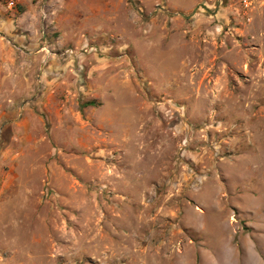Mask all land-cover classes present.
I'll use <instances>...</instances> for the list:
<instances>
[{
    "label": "rangeland",
    "instance_id": "374dc122",
    "mask_svg": "<svg viewBox=\"0 0 264 264\" xmlns=\"http://www.w3.org/2000/svg\"><path fill=\"white\" fill-rule=\"evenodd\" d=\"M73 10L63 116L0 99V264H264V0Z\"/></svg>",
    "mask_w": 264,
    "mask_h": 264
},
{
    "label": "crops",
    "instance_id": "0c3cea01",
    "mask_svg": "<svg viewBox=\"0 0 264 264\" xmlns=\"http://www.w3.org/2000/svg\"><path fill=\"white\" fill-rule=\"evenodd\" d=\"M17 1L22 7L20 11L14 9L4 15L0 10V99H29L39 109L62 117L67 105L64 101L69 99L65 93L69 91L67 83L75 71V61L83 55L64 62L49 58L44 61L39 49L48 41L52 46L86 45L89 50H100L99 47L106 46L89 41L100 26L94 25L97 29L92 31V25L89 28L85 24L88 19L76 15L75 0H45L47 6L51 4L46 23L38 15L39 0ZM35 84L39 90H35Z\"/></svg>",
    "mask_w": 264,
    "mask_h": 264
},
{
    "label": "built area",
    "instance_id": "2783aa9c",
    "mask_svg": "<svg viewBox=\"0 0 264 264\" xmlns=\"http://www.w3.org/2000/svg\"><path fill=\"white\" fill-rule=\"evenodd\" d=\"M4 3L7 8H13L15 6V0H4ZM45 14L42 11V17ZM87 46H57V45H50L48 41H45L41 47L40 51L43 53V60L46 59H56L59 61H68L71 59H77L84 55L87 52Z\"/></svg>",
    "mask_w": 264,
    "mask_h": 264
},
{
    "label": "trees",
    "instance_id": "16d2710c",
    "mask_svg": "<svg viewBox=\"0 0 264 264\" xmlns=\"http://www.w3.org/2000/svg\"><path fill=\"white\" fill-rule=\"evenodd\" d=\"M92 101H88L87 104H91Z\"/></svg>",
    "mask_w": 264,
    "mask_h": 264
},
{
    "label": "bare ground",
    "instance_id": "6f19581e",
    "mask_svg": "<svg viewBox=\"0 0 264 264\" xmlns=\"http://www.w3.org/2000/svg\"><path fill=\"white\" fill-rule=\"evenodd\" d=\"M254 264V263H253Z\"/></svg>",
    "mask_w": 264,
    "mask_h": 264
}]
</instances>
